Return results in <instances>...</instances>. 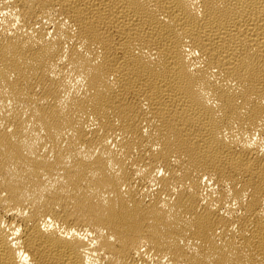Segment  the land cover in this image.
<instances>
[{
  "label": "bare ground",
  "instance_id": "6f19581e",
  "mask_svg": "<svg viewBox=\"0 0 264 264\" xmlns=\"http://www.w3.org/2000/svg\"><path fill=\"white\" fill-rule=\"evenodd\" d=\"M0 264H264V0H0Z\"/></svg>",
  "mask_w": 264,
  "mask_h": 264
}]
</instances>
